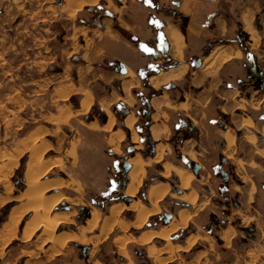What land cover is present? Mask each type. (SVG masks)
Instances as JSON below:
<instances>
[{
    "label": "crops",
    "instance_id": "0c3cea01",
    "mask_svg": "<svg viewBox=\"0 0 264 264\" xmlns=\"http://www.w3.org/2000/svg\"><path fill=\"white\" fill-rule=\"evenodd\" d=\"M56 6L72 22H58L55 33L59 56L73 70L72 77L68 68L58 72L64 75L54 93L62 101L74 97L72 115L109 144L118 142L112 151L121 153L125 143L121 200L132 204L137 191L128 194L132 163L159 169L138 211L157 218L156 230L147 222L132 238L113 234L116 225L136 228L115 218L111 207L119 204H112L91 235L97 239L90 246L72 241L78 254L66 246L55 264H135L129 243L143 247L151 264H264V0H62ZM93 8L103 11L97 24H73V16ZM173 154L175 161L168 159ZM211 170L225 184L219 207L210 204ZM170 201L175 207L165 205ZM98 212L88 211L89 218ZM205 215L210 226L202 223ZM105 231L111 241L99 244ZM98 245L111 251L106 263Z\"/></svg>",
    "mask_w": 264,
    "mask_h": 264
},
{
    "label": "rangeland",
    "instance_id": "374dc122",
    "mask_svg": "<svg viewBox=\"0 0 264 264\" xmlns=\"http://www.w3.org/2000/svg\"><path fill=\"white\" fill-rule=\"evenodd\" d=\"M61 4L62 0H0V264H55L57 250L67 247L71 255H77L79 248L71 242L90 246L91 240L97 239L91 235L97 233L100 218L116 203L115 218L127 224L134 221L137 231L121 224L113 234L137 236L147 222L150 230L157 229V218L149 221L145 212L146 219L141 222L144 213H138L139 205L145 203L144 192L157 179V165L137 172V191L128 205L121 200L124 172L120 165L126 155L122 152L125 143L121 142V153L112 151L118 142L109 144L107 136L87 128L83 120L72 115L75 98L62 101L54 93L64 75L58 72L68 68L72 77L73 70V63L59 56L57 23L61 27L72 23L64 20L62 13L60 17L62 8L56 5ZM102 14L99 9H83L73 16V24H97ZM259 144L264 145V140ZM170 158L175 161L176 154ZM211 171L216 178L211 179L214 197L210 204L225 205V184L217 171ZM194 184L204 193L203 185ZM54 186L57 190L51 189ZM175 204L170 201L165 205L172 208ZM94 209H99L98 218H89L88 211ZM10 213L15 214L17 222H11ZM53 216L61 217L59 226L51 225ZM202 223L212 224L209 215ZM25 228L29 235L23 234ZM70 235L74 239L64 237ZM105 235L106 231L99 244L104 237L106 243L111 241L112 234ZM125 241L120 244L126 246ZM132 245L127 244V250L133 253L130 260L151 264L150 259H144L143 247ZM102 246L98 245L102 254L99 259L106 263L111 251ZM115 262L120 264L117 259Z\"/></svg>",
    "mask_w": 264,
    "mask_h": 264
},
{
    "label": "bare ground",
    "instance_id": "6f19581e",
    "mask_svg": "<svg viewBox=\"0 0 264 264\" xmlns=\"http://www.w3.org/2000/svg\"><path fill=\"white\" fill-rule=\"evenodd\" d=\"M262 150V149H261ZM263 154H264V152H263ZM132 164H134V166L132 167V170H130L131 172H130V178H131V186H130V188L128 189V194H133V192L135 191V186H134V184L133 183H135V180H136V178H135V176H136V174H137V172H139V167H138V165H136L135 163H132ZM136 165V166H135ZM6 168V167H5ZM129 175V174H128ZM179 177L181 178V182H182V184H185V182H186V175H183V174H181V173H179ZM51 189H54V187H51ZM160 195V194H159ZM149 197H157V194L155 193V191H151L150 193H149ZM55 204H59L58 202H56ZM111 208H114V207H111ZM113 212H115L114 210L112 211L111 210V213L113 214ZM146 212V211H145ZM145 212H141V214L142 213H144V214H142V215H140L141 217H140V219L139 220H141V222L142 221H145V219H146V213ZM92 214H96V212H93ZM149 214V213H148ZM147 214V215H148ZM10 215V218H11V222H17V220L15 219V214L14 213H10L9 214ZM93 215V216H94ZM9 217V216H8ZM181 218H182V224H183V222H184V218L185 217H183V216H181ZM63 219V218H62ZM10 222V221H9ZM10 222V223H11ZM95 223H96V221H94L93 222V224H92V227H94L95 226ZM140 223V222H139ZM61 224V217H56V216H53L52 218H51V225L52 226H59ZM41 226H42V228H43V226H44V228H46L45 227V225L44 224H41ZM139 226V225H138ZM44 231H45V229H44ZM23 234H30V232L25 228V229H23ZM167 234V233H166ZM166 234H164V235H166ZM64 237H68V238H72V239H74L73 238V235H70V236H64Z\"/></svg>",
    "mask_w": 264,
    "mask_h": 264
},
{
    "label": "trees",
    "instance_id": "16d2710c",
    "mask_svg": "<svg viewBox=\"0 0 264 264\" xmlns=\"http://www.w3.org/2000/svg\"><path fill=\"white\" fill-rule=\"evenodd\" d=\"M120 169H121V171H125V169H126V166H125V164L124 163H122L121 165H120ZM112 191H114V189H112Z\"/></svg>",
    "mask_w": 264,
    "mask_h": 264
}]
</instances>
